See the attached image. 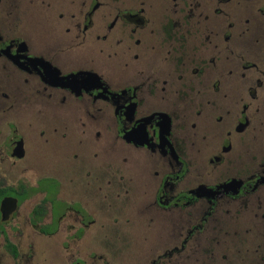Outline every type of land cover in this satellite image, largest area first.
<instances>
[{
  "label": "flooded vegetation",
  "instance_id": "af4514ba",
  "mask_svg": "<svg viewBox=\"0 0 264 264\" xmlns=\"http://www.w3.org/2000/svg\"><path fill=\"white\" fill-rule=\"evenodd\" d=\"M230 1L0 0V164L30 169L16 168L29 153L19 111L47 109L57 138L105 140L100 169L113 170L114 154L150 164V204L185 214L179 244L148 264L183 252L211 225L218 229L213 245L223 237L225 250L206 259L237 254L229 263L264 264V58L233 47ZM108 174L118 190L132 180ZM52 191L40 177L35 186L0 180V234L13 264H20L19 248L4 224L36 194L42 198L29 223L39 235L58 233L64 218L75 239L95 224L84 220L83 203L57 208ZM251 218L261 234L246 254L237 224ZM232 238L236 248L228 250Z\"/></svg>",
  "mask_w": 264,
  "mask_h": 264
},
{
  "label": "rangeland",
  "instance_id": "374dc122",
  "mask_svg": "<svg viewBox=\"0 0 264 264\" xmlns=\"http://www.w3.org/2000/svg\"><path fill=\"white\" fill-rule=\"evenodd\" d=\"M263 4L264 0H232L225 7L235 23L231 37L233 47L264 58V16L258 11V7ZM217 22H222L223 27L226 25L223 18ZM245 28L247 31L244 36L238 37L236 33ZM215 36L222 38L218 34ZM238 92L241 93L240 88ZM4 104L0 100V105ZM240 105L241 102H238ZM19 112L22 114L19 115L17 126L24 136L29 153L25 159L18 161L16 168L28 163L30 169L25 172H22V168L7 171L0 164V180L12 186L19 182L35 186L40 177L42 186L55 188L59 192L52 191L49 197L57 208L75 201L83 203L86 205L81 208L84 220L91 217L96 220L80 239L67 235L69 232L65 231L64 226L69 227V223L66 218L58 224L59 231L55 235H39L38 230L29 223L32 206L42 198L41 193L34 195L22 202L13 218L4 224L8 237L18 244L20 264H74V261L75 264H82L81 261L83 264H148L164 250L168 251L171 246L179 244L188 221L185 214L177 213V209L160 212L150 204V164L125 156V160L124 157L120 159L118 154H114L110 161L113 170L104 171L100 169L106 159L101 150L104 139L92 142L90 134L84 138L82 136L80 142L73 136L59 139L51 132L56 117L48 113L47 109L33 106ZM1 130L5 132L6 127L1 126ZM43 131L45 133L42 135ZM117 170L132 177L119 190L118 183L112 181L108 174L112 171L116 173ZM127 190L130 194L125 197ZM49 219L47 216L40 224H47ZM257 223L251 218L237 224V229L243 235V245L238 248L246 254H250L254 239L258 233L261 234ZM211 226L207 227L204 234L196 236L199 239L194 236L183 252L167 254L160 259L159 264H200L197 259H206L210 252L219 255L225 250L224 238H219L220 242L215 248L212 242L218 229L213 230ZM246 228L249 230L247 233ZM235 242L236 239L232 238L228 250L236 248ZM64 244L71 249H65ZM236 257L237 254H232L231 259L229 257L226 260L207 258L203 264H231L229 261H236ZM0 264H13L11 255L3 246L1 234ZM241 264H251V261Z\"/></svg>",
  "mask_w": 264,
  "mask_h": 264
}]
</instances>
